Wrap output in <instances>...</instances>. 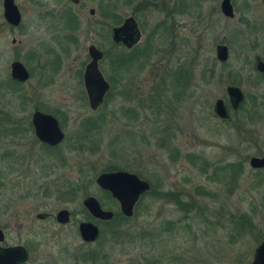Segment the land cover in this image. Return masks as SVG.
Instances as JSON below:
<instances>
[{"label": "rangeland", "instance_id": "374dc122", "mask_svg": "<svg viewBox=\"0 0 264 264\" xmlns=\"http://www.w3.org/2000/svg\"><path fill=\"white\" fill-rule=\"evenodd\" d=\"M3 1L0 114L21 126L17 135H10L13 126L0 130L4 245L29 251L22 264H252L264 241V168L250 166L253 157H264V77L256 70L257 58L264 60V0H232L234 19L221 11L223 0H15L19 27L6 21ZM113 6L121 23L135 16L141 24L137 48L114 45L116 25L101 14ZM69 14L79 20L76 28H69ZM157 25L162 39H148ZM92 44L108 54L100 68L114 87L96 111L80 77ZM219 44L230 48L226 63L217 59ZM134 50L143 53L128 63L124 55ZM14 61L32 73L26 84L12 83ZM230 85L246 99L223 121L214 107L220 99L228 104ZM37 107L64 123L66 140L57 149L41 146L28 129ZM87 118L98 125L79 139L88 135L82 131ZM237 162L244 173L236 181L220 171ZM111 164L164 196L143 197L122 223L123 238L133 242L112 241L105 221L98 224L105 237L87 244L79 223L97 224L83 206L87 197L121 212L96 183ZM62 209L72 214L67 225L37 218ZM87 254H97V262Z\"/></svg>", "mask_w": 264, "mask_h": 264}, {"label": "water", "instance_id": "95a60500", "mask_svg": "<svg viewBox=\"0 0 264 264\" xmlns=\"http://www.w3.org/2000/svg\"><path fill=\"white\" fill-rule=\"evenodd\" d=\"M69 1L75 5L81 2V0ZM3 7L6 21L14 27H19L22 22V15L15 0H4ZM221 7L226 17H234L231 0H223ZM112 38L115 44L127 48L135 46L140 41V31L135 19L130 17L126 19L123 25L114 27L112 29ZM89 53L92 62L86 67L85 87L90 101V108L96 111L103 104L110 90V84L104 79L99 69V60L102 59L103 53L94 45L90 46ZM216 53L220 63H226L230 59V48L226 44L217 45ZM11 69L12 77L15 80L25 82L29 79L28 71L22 62H14ZM257 69L264 72L263 61L258 60ZM227 95L233 110H238L245 100V94L238 86H228ZM214 111L220 118H227L229 116L225 101L222 99L216 102ZM33 122L36 136L42 143L57 146L65 141L66 134L55 117L37 112L33 116ZM250 166L254 169L264 168V157H253L250 160ZM96 183L101 190L109 192L112 198L119 203L120 211L126 218L134 217L135 209L140 199L152 189L151 184L141 179L137 174L122 170L102 173L96 179ZM83 206L96 220L110 221L114 218V212L105 210L100 201L95 197H87L83 201ZM38 218L44 219L45 215L39 214ZM70 220L71 214L67 209H63L57 214V221L60 224L66 225ZM79 232L82 240L86 243H94L100 237V228L93 222L81 223ZM2 242H4V233L0 229V243ZM28 258L26 249L21 246L0 249V264H22ZM252 264H264V241L256 248Z\"/></svg>", "mask_w": 264, "mask_h": 264}, {"label": "flooded vegetation", "instance_id": "af4514ba", "mask_svg": "<svg viewBox=\"0 0 264 264\" xmlns=\"http://www.w3.org/2000/svg\"><path fill=\"white\" fill-rule=\"evenodd\" d=\"M69 1V0H68ZM71 2V1H70ZM231 2H232V0H231ZM80 4V3H79ZM78 4V5H79ZM75 5V4H74ZM221 5H222V3H221ZM233 5V4H232ZM233 10H234V17H232V18H230V19H234L235 18V16H236V10H235V8H234V6H233ZM93 11V10H92ZM91 11V13L92 14H94V12H92ZM221 11H222V7H221ZM223 12V11H222ZM171 17H172V15H170ZM106 17H109V10H107V13H106ZM134 19H135V21L137 22V24H138V28H139V31H140V41L135 45V46H133L132 48H127V47H125V46H122V45H118L117 44V46H120V47H122V48H126L127 50H133V49H135V48H137V46L141 43V40L143 39V33H142V28H141V24L138 22V20L135 18V16H132ZM130 18V17H129ZM229 18V17H228ZM128 19V18H127ZM126 20H124L123 21V23H121L120 25H118V26H121V25H123L124 24V22H125ZM243 22L244 23H246V20L243 18ZM159 26H161V25H157V28L155 29V31H153L152 32V35L148 38V39H158L159 37L158 36H160L159 35V32H158V27ZM113 29V28H112ZM173 30V29H172ZM170 34V33H169ZM111 37H112V30H111ZM168 37V36H167ZM175 39L176 37H175V35L174 36H171V34H170V37H168V39ZM104 39L106 40V39H110V36H109V34H108V36L106 37H104ZM103 39V40H104ZM113 39V38H112ZM160 39H162V37L160 36ZM57 43V42H56ZM92 45H94V46H96L102 53H103V57H102V59L101 60H99V69H100V71H101V73H102V75H103V77H104V79L110 84V90H111V88H112V84H111V82L110 81H108V79H106V76H105V74L102 72V70H101V68H100V64L106 59V58H108V54L106 53V52H104V51H102L97 45H95V44H92ZM92 45H90V46H92ZM57 46H59V47H61L62 48V44H58L57 43ZM90 46H89V48H90ZM54 49V48H53ZM49 51V50H48ZM50 51H52V50H50ZM49 51V52H50ZM53 52V51H52ZM140 53H143V51H139V50H134L132 53H130V55L129 56H127L126 54L124 55L125 57H132V56H137L138 54H140ZM52 54H54L55 55V52L54 53H52ZM88 55H89V63H91L92 62V58H91V56H90V53H89V49H88ZM258 60H261V61H263L264 62V60H262L261 58H257V60H256V62H257V65H256V70L258 71V73H259V75L260 76H262V77H264V72H261V71H259L258 69H257V66H258ZM14 62H16V61H14ZM13 62V63H14ZM21 62V61H20ZM12 63V64H13ZM88 63V64H89ZM12 64H11V67H12ZM88 64L86 65V67L88 66ZM23 65L25 66V68L27 69V71H28V74H29V79L27 80V81H25V82H20V81H17V80H15L13 77H12V69H11V81H13L12 83L13 84H15V85H22V84H26L30 79H31V77H32V73L29 71V69L26 67V65L23 63ZM86 67H85V69H84V71H82L81 73H80V77L82 78V82H83V86H84V89H85V93H86V98H87V100H88V104H89V106H90V101H89V97H88V93H87V90H86V87H85V72H86ZM110 90H109V92L107 93V95H106V97H105V100H104V102H103V104L97 109V110H99L100 108H102L105 104H106V101H107V99H108V96H109V93H110ZM25 99H26V97H25ZM228 99H229V97H228ZM245 99H246V97H245ZM245 102V100L243 101V103ZM243 103L241 104V106L239 107V109L238 110H233L232 109V107H231V105H230V100H228V104L225 102V104H226V106H227V109H228V111H229V116L227 117V118H220L221 120H223V121H228V120H230L231 118H232V115H233V113H237V112H239L240 111V109L242 108V105H243ZM37 112H40V113H43V114H47V115H51V116H53V117H55L58 121H59V123H60V126L62 127V121H60L61 120V118H60V116L58 115V114H56V113H54V112H51V111H49V110H46L44 107H37V109H36V111H34V113L32 114V117H31V122H30V127L28 128L29 130H30V132H32L33 134H34V136H35V138L37 139V141L41 144V146H43L44 148H48V149H57L61 144H63V143H61V144H59V145H57V146H50V145H48V144H45V143H42L39 139H38V137L36 136V129H35V126H34V122H33V116H34V114L35 113H37ZM60 119V120H59ZM14 127V132H12V134H10V135H17L18 134V132H19V130H21L20 128H21V126L20 127H18V123H16L15 121H13V119H11V118H9V115L8 114H0V130H2V129H9V127L11 128V127ZM16 127H18V129H16ZM62 129H63V127H62ZM17 130V131H16ZM85 208V207H84ZM86 209V208H85ZM63 210V209H62ZM87 210V209H86ZM61 211V210H60ZM59 211V212H60ZM69 211V210H68ZM59 212H57L56 214H50V213H39V214H44L45 215V218L44 219H42V220H46V219H55L56 221H57V214L59 213ZM38 214V215H39ZM70 214H71V212H70ZM90 214V213H89ZM38 215H37V218H38ZM92 217V216H91ZM71 218H72V214H71ZM93 218V217H92ZM39 219V218H38ZM71 221V220H70ZM97 221H100V220H97ZM83 222H91V221H82V222H80L79 223V226H80V224L81 223H83ZM101 222H104V221H101ZM57 223H59L58 221H57ZM70 223V222H69ZM94 223V222H93ZM60 224V223H59ZM67 225V224H66ZM97 225V224H96ZM99 226V225H98ZM100 228V227H99ZM1 229V228H0ZM2 231H3V229H1ZM4 233V232H3ZM80 233V232H79ZM5 233H4V242H2V243H0V249H5V248H11V246H7V245H4L5 244ZM86 243V242H85ZM87 244H89V243H87ZM26 251H27V249H26ZM27 253H28V255H29V251H27Z\"/></svg>", "mask_w": 264, "mask_h": 264}, {"label": "trees", "instance_id": "16d2710c", "mask_svg": "<svg viewBox=\"0 0 264 264\" xmlns=\"http://www.w3.org/2000/svg\"><path fill=\"white\" fill-rule=\"evenodd\" d=\"M113 9L111 11H109V14L111 16V20H112V23L116 26L120 25L121 24V21L118 17V15H116V13L114 12L115 11V8L116 7H112ZM102 9V15L105 17L106 16V13L103 11V8ZM67 21L68 23L70 24V27L69 28H72L73 24H75V28L77 26H79V20L76 18V16L74 14H69L68 18H67ZM163 25V24H162ZM165 26V25H164ZM166 29V27H164ZM114 43V42H113ZM114 45H116L114 43ZM117 46V45H116ZM113 55V54H111ZM112 57V56H111ZM135 58V56H132V57H128V63L129 62H132L134 61L133 59ZM122 63H123V60H122ZM225 65V64H224ZM113 69H114V66H113ZM210 73V71H208ZM212 72V70H211ZM208 73V74H209ZM114 87H112L113 89ZM63 123V122H62ZM64 124V123H63ZM97 121L96 120H93V119H90V118H87L85 119L83 122H82V131H83V134H88V135H83V136H80V138L82 137H85V138H88V136L90 135V133H94L96 127H97ZM87 132V133H86ZM90 132V133H89ZM195 159L197 160V162L200 160L199 157H195ZM193 161V160H192ZM193 162H196L195 160ZM203 167H204V171H207V169L210 167V164L207 162V161H203L202 163ZM125 168H122L120 167V165H116V164H111V165H107L106 167H103L101 169V172L102 173H106V172H114V171H120V170H124ZM217 170V167L215 168V171ZM214 171V172H215ZM220 171L226 176V175H229L231 179L233 180H237L239 179V177L244 173V165L242 163H228V164H225L221 167ZM84 187V186H82ZM81 186L78 187V189L82 188ZM79 191V190H78ZM69 193L71 195H74L75 197V194L76 192H71L69 190ZM106 195L108 196V198L110 199V202H116L117 201L115 199L112 198L111 194L109 192H106ZM151 196L152 198L156 197L157 195H159L160 197L161 196H164L162 193H160L158 190L155 189V187L152 186V189L149 193H147L146 195H144L143 197L145 196ZM166 197H172L173 198V195L172 194H165ZM142 197V198H143ZM114 218L112 221H109L107 222V225L110 227V236L112 237V241H114L115 243H121V242H125V243H131L133 242V240H131V236L130 235H127L124 239L123 236H122V223L124 222H127L129 221L130 219L129 218H126L122 215L121 212L119 213H114ZM101 221H96L97 224H100ZM108 233L106 231H103V234L100 235V238L101 237H105V234ZM90 258V259H87V258ZM97 257L98 255L97 254H87V256L85 255L84 258H86L87 260H91L92 262H97Z\"/></svg>", "mask_w": 264, "mask_h": 264}]
</instances>
